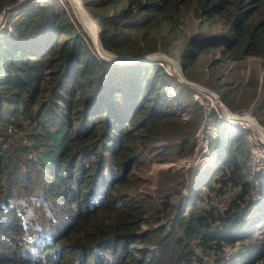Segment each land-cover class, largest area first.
Returning a JSON list of instances; mask_svg holds the SVG:
<instances>
[{"label":"trees","instance_id":"obj_1","mask_svg":"<svg viewBox=\"0 0 264 264\" xmlns=\"http://www.w3.org/2000/svg\"><path fill=\"white\" fill-rule=\"evenodd\" d=\"M19 1L0 0V264H264L256 225L264 199L255 195L261 183L249 166L246 127L232 132L214 108H197L182 143L192 150L200 124H214L216 162L206 178L193 179L185 196L140 192L134 169L143 153L161 150L156 140L175 127L169 119L194 87L163 59L103 57L63 6L32 7L9 29ZM83 1L111 8L97 18L105 48L163 50L189 79L198 80L206 51L264 59V0ZM187 15L205 30L184 34ZM255 113L264 114V99ZM213 193L222 207L206 203ZM24 196L38 213L26 211Z\"/></svg>","mask_w":264,"mask_h":264},{"label":"rangeland","instance_id":"obj_2","mask_svg":"<svg viewBox=\"0 0 264 264\" xmlns=\"http://www.w3.org/2000/svg\"><path fill=\"white\" fill-rule=\"evenodd\" d=\"M80 1L78 3L76 0H20L12 7L15 17L13 19H7L8 28H14L15 25L18 26L21 17L32 7L37 8L39 6V8H43L50 5L51 7L59 8L63 6L69 13V16L75 20L74 23L79 29L78 31L83 33L87 38L85 40L92 42L99 52L93 37L94 26L89 20L86 11L93 17L94 24L99 29L100 34L101 25L97 18L103 14L110 13L111 8L103 5H89L83 0ZM196 21L197 19H192L190 15H187L186 20L182 24L184 34L194 32L197 29L205 30V27L203 29V26H201L203 24L196 25ZM3 22H5L4 14L1 13L0 26L3 25ZM163 30L165 32V28ZM208 30L211 33H216L220 31V27L215 26ZM29 34L31 33L29 32ZM62 36L64 35L61 34L60 37ZM160 51L165 55L163 54V56L153 52L152 56L160 60L163 59L165 68L173 73L177 79L181 80L176 65L177 63L181 67L178 59L168 52ZM106 58L112 62H116L108 57ZM196 69L198 80H190H194L218 94L219 92L215 89V86L225 89L235 109L228 106L221 98L224 104L232 113L240 117L242 116L247 120L243 119L240 120L241 122H234L236 119H233L232 121L222 109V103L216 100L210 91L188 83L194 87V90L191 91L190 95L179 98L181 99V103L177 106L178 110L176 111V115L169 119V122L175 125V127L162 132L161 137L155 142L161 147L160 151H166L165 154L169 158L167 160H160L159 157L163 154L160 151L155 152V150H152L150 154L143 153V161L134 169V179L137 189L153 197L168 190L180 189L182 190L181 194L185 196L189 190V183L193 179L199 178L198 180H202V178H206L205 174L207 169L216 162V153L211 151L208 146V138L210 135L213 136L216 133V127L213 123L210 126H207L205 121L201 123L195 131L196 144L192 150L187 151L188 144L186 142L182 143V140H187L188 138L183 139V136L193 132L190 126L194 124V121L198 120L196 109L201 108L207 110L208 113L210 112V108H214L219 115L229 120L227 124L232 132L240 129L242 126L246 127L250 141L249 166L252 174L254 173L261 183L259 184L257 181L259 188H261L255 195L259 199H264V114L257 115L255 113L256 106L264 99V59L259 56H248L243 60L233 61L228 57H222L220 50L215 49L201 54L197 61ZM174 103H176V100H174ZM172 121H175V124ZM22 130L18 129L14 131ZM253 149H259L260 154H263L256 157V152ZM207 190L205 189V192ZM228 193L230 194L232 191H228ZM26 197L24 196L21 202L25 204L26 211L38 213L35 207L27 202ZM36 199H40V196H37ZM206 203L215 204L218 208L224 205L220 196H216L214 193ZM256 225H258L257 228L259 231L264 230V219ZM147 227L148 224L144 223L140 231L145 230Z\"/></svg>","mask_w":264,"mask_h":264},{"label":"water","instance_id":"obj_3","mask_svg":"<svg viewBox=\"0 0 264 264\" xmlns=\"http://www.w3.org/2000/svg\"><path fill=\"white\" fill-rule=\"evenodd\" d=\"M78 1V3H80L81 1L80 0H76ZM88 17H89V20L91 21V23L93 24L94 26V30H93V37H94V40L96 42V45H97V48L100 52L101 55L103 56H106L116 62H120V63H123V62H130V61H137V60H144L146 58H151L153 57L152 56V53H158V54H161L163 55L164 53H162V51L160 50H156V51H152V52H148V53H142V54H131V53H115V52H112L110 50H108L107 48H105L101 42V39H100V34H99V29L97 28V26L94 24V19L93 17H91L90 13H88V11H86ZM165 55V54H164ZM163 55V56H164ZM170 59V58H169ZM172 61V60H171ZM177 71L179 72L180 76H181V80L182 81H185L193 86H197V87H200V88H203V89H206L207 91H210L217 100L220 101V103H223L224 102L222 101L220 95L218 93H216L215 91L211 90V89H208L206 87H204L203 85L195 82L194 80H190L189 78H187V76L185 75L182 67H180L177 63ZM225 105V104H224ZM226 106V105H225ZM227 107V106H226ZM227 109L229 110V108L227 107ZM226 115L231 117V118H234V119H239V120H247L246 118L244 117H240L239 115L237 114H234L232 113L230 110L229 112H226Z\"/></svg>","mask_w":264,"mask_h":264},{"label":"built area","instance_id":"obj_4","mask_svg":"<svg viewBox=\"0 0 264 264\" xmlns=\"http://www.w3.org/2000/svg\"><path fill=\"white\" fill-rule=\"evenodd\" d=\"M258 150V151H257ZM253 151L256 152V157L257 156H261L263 153L260 154V150L259 149H253Z\"/></svg>","mask_w":264,"mask_h":264},{"label":"clouds","instance_id":"obj_5","mask_svg":"<svg viewBox=\"0 0 264 264\" xmlns=\"http://www.w3.org/2000/svg\"><path fill=\"white\" fill-rule=\"evenodd\" d=\"M230 119H232V121H233L234 118L230 117ZM234 122H241V121L239 119H236V120H234ZM29 242L30 243L33 242L32 238H29Z\"/></svg>","mask_w":264,"mask_h":264},{"label":"bare ground","instance_id":"obj_6","mask_svg":"<svg viewBox=\"0 0 264 264\" xmlns=\"http://www.w3.org/2000/svg\"><path fill=\"white\" fill-rule=\"evenodd\" d=\"M217 100V99H216ZM222 109L225 111V112H229L228 109H226V107H224L225 105L222 103Z\"/></svg>","mask_w":264,"mask_h":264}]
</instances>
